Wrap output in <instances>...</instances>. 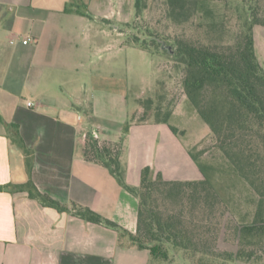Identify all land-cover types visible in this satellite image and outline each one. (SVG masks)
<instances>
[{"label": "crops", "instance_id": "0c3cea01", "mask_svg": "<svg viewBox=\"0 0 264 264\" xmlns=\"http://www.w3.org/2000/svg\"><path fill=\"white\" fill-rule=\"evenodd\" d=\"M133 10V0H0V185L28 180L12 123L33 152L31 179L41 192L87 206L130 232L138 198L84 147L92 132L100 142H118L129 118L127 83L115 75L139 49L125 43ZM253 38L264 68V26ZM175 113L169 123L177 128ZM188 148L168 124L133 123L119 146L123 181L136 187L144 166L168 180L200 179ZM0 264H149V254L119 246L111 228L5 189Z\"/></svg>", "mask_w": 264, "mask_h": 264}, {"label": "trees", "instance_id": "16d2710c", "mask_svg": "<svg viewBox=\"0 0 264 264\" xmlns=\"http://www.w3.org/2000/svg\"><path fill=\"white\" fill-rule=\"evenodd\" d=\"M154 1L161 4L164 20L180 27L179 33L171 36L163 29L147 39L136 35L131 39L128 35L125 43L150 54L158 48L180 70L183 91L207 124L215 147L229 170L254 194L255 207L250 221L228 226L237 244L236 251L217 247L218 233L210 221L222 200L212 183L214 166L202 161L197 153L188 150L202 174L200 179L168 180L144 166L136 187L123 181L119 146L133 123H166L174 133L178 132L169 123L172 110L162 112L159 104L153 105V98L142 97V91L136 92V101L144 104V111L138 121H134V113L129 116L118 142L103 143L91 135L84 147L90 160L107 167L138 198L134 232L87 206L68 205L41 192L31 179L33 152L25 146L18 126L12 123L8 124L13 129L11 137L24 153L28 180L0 185V191L26 192L44 206L111 228L117 233L119 246L146 249L149 264H175L173 258L177 256L190 259L191 264H226L234 259L255 264L264 255V68L255 54L253 30L264 26V4L260 0L253 6L251 0H224L237 13L238 23L232 29L224 19H215L208 6L214 0H133L135 18L146 10L148 2ZM206 17H211L207 24ZM193 23L196 28L207 25V40L188 35L187 30ZM130 25L126 24V28ZM230 30L232 37L224 39ZM163 43L170 45L171 52L162 48Z\"/></svg>", "mask_w": 264, "mask_h": 264}, {"label": "rangeland", "instance_id": "374dc122", "mask_svg": "<svg viewBox=\"0 0 264 264\" xmlns=\"http://www.w3.org/2000/svg\"><path fill=\"white\" fill-rule=\"evenodd\" d=\"M255 2L256 0H251V6ZM260 3L264 4V0H260ZM208 6L213 10L217 21L224 19L226 25H229L232 29L235 28L238 20L237 13L232 6L225 5L224 0L209 1ZM241 7V4H239V8ZM210 20L211 17H206L205 23L207 24ZM195 24L193 23L191 28H188V35L200 36L202 39L207 40V25L204 24L202 28H196ZM126 29L129 31L126 36L129 35L131 39L135 35L147 39L150 34L160 33L163 29H166V32H169L171 36L180 31V27L173 26L164 20L162 6L158 1L148 2L146 10L137 19L133 10L131 25ZM231 37L230 30L226 33L224 39H230ZM166 46L170 47L167 43L162 44L163 49ZM117 56L122 57L121 54ZM115 77L118 82L127 83V109L129 110V116L135 114L134 121L140 119L145 108L144 104H137L136 101V92L142 91V97L153 98V105L159 104L162 112L168 109H171L172 113L173 111L176 112L171 122L177 126L178 132L171 131L179 137L181 142L189 144L188 150L197 153L202 161L214 166L212 183L217 189L222 203L219 205L217 213L211 216L210 225L218 233L217 247L220 250L235 252L237 244L230 234L228 226L234 222L250 221L255 207L254 194L242 179H239L229 170L227 162L215 147L207 124L188 101L183 91L180 70L158 48L151 54L144 50L132 49L128 69H117ZM114 110L118 112L119 107H114ZM173 262L175 264L192 263L190 259L185 260L180 256L173 258ZM252 263V261L249 262V264ZM226 264H246V262L234 259ZM255 264H264V255H261Z\"/></svg>", "mask_w": 264, "mask_h": 264}, {"label": "built area", "instance_id": "2783aa9c", "mask_svg": "<svg viewBox=\"0 0 264 264\" xmlns=\"http://www.w3.org/2000/svg\"><path fill=\"white\" fill-rule=\"evenodd\" d=\"M24 43H27L28 41H29V38L28 37H25V38H23V40H22ZM27 104L30 106V105H32V103L31 102H27ZM94 138H97V134L95 133V132H92V134H91ZM85 137H87V135H85Z\"/></svg>", "mask_w": 264, "mask_h": 264}, {"label": "water", "instance_id": "95a60500", "mask_svg": "<svg viewBox=\"0 0 264 264\" xmlns=\"http://www.w3.org/2000/svg\"><path fill=\"white\" fill-rule=\"evenodd\" d=\"M166 48L168 49V51H169V52H171V49H170V47H169V46H166Z\"/></svg>", "mask_w": 264, "mask_h": 264}]
</instances>
